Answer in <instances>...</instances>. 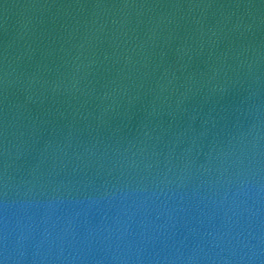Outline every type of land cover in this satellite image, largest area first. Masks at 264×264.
I'll return each mask as SVG.
<instances>
[{"label":"water","instance_id":"95a60500","mask_svg":"<svg viewBox=\"0 0 264 264\" xmlns=\"http://www.w3.org/2000/svg\"><path fill=\"white\" fill-rule=\"evenodd\" d=\"M0 264H264V0H0Z\"/></svg>","mask_w":264,"mask_h":264}]
</instances>
